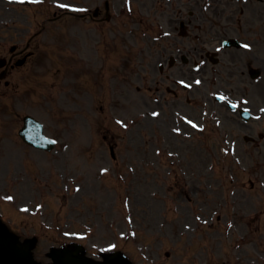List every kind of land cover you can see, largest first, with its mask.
Instances as JSON below:
<instances>
[{
	"label": "rangeland",
	"instance_id": "374dc122",
	"mask_svg": "<svg viewBox=\"0 0 264 264\" xmlns=\"http://www.w3.org/2000/svg\"><path fill=\"white\" fill-rule=\"evenodd\" d=\"M55 1L62 0L39 6L1 1L8 8L0 7V19L8 21L0 24L1 52L11 43L25 42L19 38L50 34L43 40L50 38L48 82L49 56H38L32 65L21 68L26 74L20 84L0 97V188L14 189L19 202L32 200L34 207L35 201H44L36 215H21L14 205L2 204L3 218L14 229L23 230L22 236L39 235V256L49 244L58 245L74 233L90 237L93 243L87 247L93 251L108 248L117 233V247L135 264H240L254 257L259 246L264 250V229H260L264 223L259 221V229L252 231L240 216V207L250 208V202L255 204L252 200L260 196L257 175L264 174V161L250 172L233 165L222 168L218 158L212 169L207 163L212 159L208 154L217 157L213 147L219 148L225 129L236 134L239 143L248 130L228 110L224 113L228 123L223 121L225 127L217 131L200 134L189 126H185L187 133L171 129L178 111L198 117L199 104L207 105L210 98L197 89L191 94L192 103L189 92L172 83V93L166 90L169 81L159 85L158 63L164 49L161 40L154 41L151 36L159 34L160 23L167 27L169 17H160L150 0H134L131 15L122 14L113 24L94 23L89 18L62 14ZM247 8L253 18L264 19V0H251ZM196 11L203 19L199 23L206 25L208 13H201L198 6ZM222 11V7L217 8V19ZM48 16L50 21L40 20ZM223 21L221 18L219 26ZM169 24L174 25L171 20ZM240 30L250 32L246 27ZM183 42L196 46L192 39ZM174 68L173 73L167 68L164 74H184L181 68ZM18 75L15 73L13 80ZM24 114L44 122L46 133L57 138L54 150L37 152L19 139L17 130ZM207 138L208 142H203ZM110 145L114 146V157ZM244 156L251 164L252 159L264 158V150ZM16 168H22L26 179L21 184L12 179L8 182ZM34 175L38 183L30 184V189L29 178ZM251 182L256 187H251ZM41 189L44 198L40 194L38 199ZM215 211L219 219L212 216ZM211 216L213 225L209 224ZM201 219L209 222L201 223ZM229 219L234 225L228 235L224 232ZM130 231L136 233L134 238H128ZM241 231L254 242H241L234 249ZM165 251L170 254L166 256Z\"/></svg>",
	"mask_w": 264,
	"mask_h": 264
},
{
	"label": "water",
	"instance_id": "95a60500",
	"mask_svg": "<svg viewBox=\"0 0 264 264\" xmlns=\"http://www.w3.org/2000/svg\"><path fill=\"white\" fill-rule=\"evenodd\" d=\"M30 128H34V126H30ZM30 128L28 126V134L32 137H36L38 140L40 137L42 138L40 133V137L37 132L31 133ZM26 139L30 141L28 138ZM4 231V227L0 224V264H33L28 250L29 247H25L28 249L18 247L17 244H15L16 242L12 240V237ZM50 255L54 258L53 264H78V262L82 264H109L111 262H114L115 264H130L119 254H114L111 257L106 256L103 263L92 262L85 258L80 259V257H76L73 253L59 250H53Z\"/></svg>",
	"mask_w": 264,
	"mask_h": 264
},
{
	"label": "snow or ice",
	"instance_id": "6c2138e0",
	"mask_svg": "<svg viewBox=\"0 0 264 264\" xmlns=\"http://www.w3.org/2000/svg\"><path fill=\"white\" fill-rule=\"evenodd\" d=\"M245 47H247V45H245ZM153 115H156V113H153Z\"/></svg>",
	"mask_w": 264,
	"mask_h": 264
}]
</instances>
